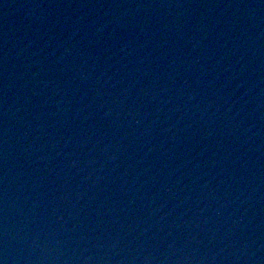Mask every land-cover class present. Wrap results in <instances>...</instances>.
<instances>
[{
    "label": "water",
    "instance_id": "95a60500",
    "mask_svg": "<svg viewBox=\"0 0 264 264\" xmlns=\"http://www.w3.org/2000/svg\"><path fill=\"white\" fill-rule=\"evenodd\" d=\"M0 264H264V0H0Z\"/></svg>",
    "mask_w": 264,
    "mask_h": 264
}]
</instances>
